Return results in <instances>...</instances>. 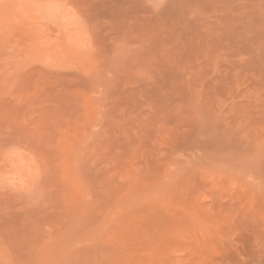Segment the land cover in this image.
<instances>
[{
	"label": "rangeland",
	"instance_id": "rangeland-1",
	"mask_svg": "<svg viewBox=\"0 0 264 264\" xmlns=\"http://www.w3.org/2000/svg\"><path fill=\"white\" fill-rule=\"evenodd\" d=\"M0 264H264V0H0Z\"/></svg>",
	"mask_w": 264,
	"mask_h": 264
}]
</instances>
